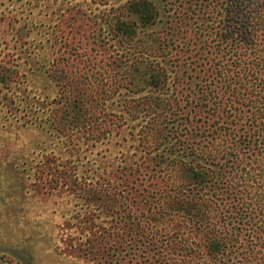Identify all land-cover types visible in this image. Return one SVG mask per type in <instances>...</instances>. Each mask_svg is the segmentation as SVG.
<instances>
[{
	"label": "rangeland",
	"instance_id": "rangeland-1",
	"mask_svg": "<svg viewBox=\"0 0 264 264\" xmlns=\"http://www.w3.org/2000/svg\"><path fill=\"white\" fill-rule=\"evenodd\" d=\"M220 2L0 0V77L56 109L48 132L0 106V264L257 260L262 234L229 220L228 196L193 210V142L227 98Z\"/></svg>",
	"mask_w": 264,
	"mask_h": 264
},
{
	"label": "trees",
	"instance_id": "trees-1",
	"mask_svg": "<svg viewBox=\"0 0 264 264\" xmlns=\"http://www.w3.org/2000/svg\"><path fill=\"white\" fill-rule=\"evenodd\" d=\"M220 8L227 19L212 23L218 28L217 47L226 51L228 64L219 67L216 75L227 98L221 120L213 122L211 131L205 136L199 134L193 142L192 178L197 190L193 210L216 206L207 191L228 196L229 220L250 223L262 234L255 250L257 260L243 264H264V0H221ZM130 9L144 23L152 18V4L137 1ZM10 83L20 86L12 77H0L4 118L50 132V117L56 109L40 98L35 101L34 96L11 92ZM201 215L206 217V212ZM211 219L209 211L204 224L210 225ZM212 239L210 247L218 251L222 240L216 234ZM250 253L252 250L247 255Z\"/></svg>",
	"mask_w": 264,
	"mask_h": 264
},
{
	"label": "crops",
	"instance_id": "crops-1",
	"mask_svg": "<svg viewBox=\"0 0 264 264\" xmlns=\"http://www.w3.org/2000/svg\"><path fill=\"white\" fill-rule=\"evenodd\" d=\"M2 239L4 240V233L2 232ZM5 241V240H4Z\"/></svg>",
	"mask_w": 264,
	"mask_h": 264
}]
</instances>
